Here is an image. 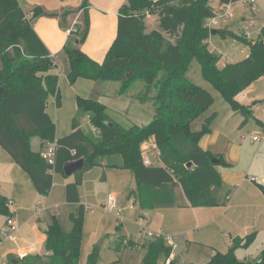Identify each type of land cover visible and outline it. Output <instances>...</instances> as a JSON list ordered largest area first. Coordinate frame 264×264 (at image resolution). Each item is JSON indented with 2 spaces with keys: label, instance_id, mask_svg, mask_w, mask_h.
I'll list each match as a JSON object with an SVG mask.
<instances>
[{
  "label": "trees",
  "instance_id": "obj_1",
  "mask_svg": "<svg viewBox=\"0 0 264 264\" xmlns=\"http://www.w3.org/2000/svg\"><path fill=\"white\" fill-rule=\"evenodd\" d=\"M152 7L158 28L147 31L145 18ZM77 13L80 20L68 27L67 17ZM213 14L210 0H127L119 8L116 36L103 61L97 63L80 49L89 30L88 0L60 13L34 6L30 18L19 0H0V145L29 174L39 194L49 193L53 174L64 175L66 162L82 158L83 168L66 184V200L79 202L78 186L83 173L108 158L109 166L131 172L137 182L136 199L142 209L173 206L178 186L192 206L216 203L210 188L222 183L215 167L222 160L212 163L216 156L199 145L200 138L210 131L216 112L204 117L199 130L191 129V122L211 106L214 98L207 89L194 83L187 72L192 61H198L202 77L233 110L247 119L252 116L250 107L239 103L235 95L264 73V27L254 42L226 28L217 29L222 37L229 35L250 46L243 59L220 67L219 56L210 50L207 42L212 29L202 27L203 21ZM40 15L59 17L60 25L70 30L63 46L70 64V82L79 77L116 81L119 94L140 85L134 97L140 102L153 103L152 119L142 126L124 127L110 119L103 103L78 97L71 131L56 137L46 104L52 96L59 95L58 75L50 72L53 62L32 26V20ZM83 116L88 117L89 124L97 131H85L81 126ZM33 137L42 142H56L53 164L31 148ZM150 138L159 149V165L142 163L141 145ZM260 189L264 194L263 185ZM7 201L0 193V214L9 217ZM84 215L85 207L80 204L78 214L69 215L72 228L68 232L53 218L42 230L45 234L42 250L25 256L23 263L79 264ZM253 239L254 234L236 237L227 252L216 251L202 264H264V248L253 261L239 260L234 254L236 248L248 246ZM117 241L115 250L120 251L123 239ZM170 249L163 238L156 237L147 246L141 264H158ZM98 256L99 249L95 246L86 264H96Z\"/></svg>",
  "mask_w": 264,
  "mask_h": 264
},
{
  "label": "crops",
  "instance_id": "obj_2",
  "mask_svg": "<svg viewBox=\"0 0 264 264\" xmlns=\"http://www.w3.org/2000/svg\"><path fill=\"white\" fill-rule=\"evenodd\" d=\"M82 1L19 0V3L26 16L30 18L34 6H42L46 11L60 13L64 9L78 7ZM126 1L88 0L89 30L80 49L93 61L97 63L103 61L116 36L119 8ZM250 10L251 15H242L238 20L247 22V24L250 20L254 27H251L252 30L247 26L237 27L235 30L231 24L226 29L234 32L249 31L248 29H250L251 34L257 36L264 24L263 22L258 23L254 10L252 8ZM148 19H152L150 14H147L145 18L147 31L158 28L157 16L151 25H148ZM79 20V13L69 15L67 17L68 27H72L74 22ZM59 21V17L47 15H40L32 20L35 32L45 45L53 62L50 72L58 75L59 95L57 98L52 96L46 104V112L55 124L56 137H61L71 131V122L77 112L78 97L94 99L103 103L110 119L124 127L147 124L154 115V106L151 101L140 102L134 97L140 85L128 93L119 94V84H112L116 81H101L83 77L77 78L74 82L69 81L70 64L63 48L68 37V30L63 28ZM214 35L225 39L229 35L222 37L217 32L210 34L207 39L210 50L216 54L219 53L217 55L220 67L245 57L235 60L232 55L234 51L230 50L229 45L224 46L229 51H221V48L218 50V40ZM235 98L239 103L250 107L252 116L244 119V115L232 108L227 111L223 109L225 116L216 123L219 113L213 109L207 114L216 112L210 125V131L199 140V145L203 150L212 153L217 160H222L215 166L221 176L222 183L210 188V193L216 203L192 206L182 188L178 186L175 189L173 206L152 209L140 207L142 215L147 219V224L153 227V231L181 236L177 240V248L174 253L178 259L185 263L195 262L188 261L191 257H185L184 250L193 253L201 251L210 256V259L216 251L227 252L231 248L234 238L249 234H254L253 241L246 247H238L239 249H248L252 245L257 246L260 250L264 248V194L260 189V185L264 186V74L240 91ZM204 117L199 121L200 127H194L198 129L193 131L201 128ZM83 119L89 123L87 116ZM250 120L261 127L262 133H254L251 138L247 139L248 132L246 133L245 129ZM255 135L258 136L257 140H253ZM146 145L149 149L155 147L153 138L146 141ZM43 146L44 142L38 137L31 138L33 150L40 151ZM108 162L107 158H103L101 165L85 171L82 175V182L78 186L79 202H68L66 200V184L73 181L74 174L70 176L60 173L53 174V184L49 193L41 195L36 191L29 174L21 169L0 145V193L5 195L8 200L13 201L8 205V210L18 226L14 239L16 242L13 244L23 246L29 253L40 252L45 239L42 230L52 222L53 218H56L64 231H70L72 223L69 215L70 213L78 214L80 204L85 207L81 241H87L86 238L91 235L97 236L102 230V215L107 210L106 203L109 193L115 196L116 209L118 202V206L122 207V200L125 199V203L132 211L130 215L136 217L137 199L134 187L137 188V182L135 178L128 169L109 166ZM100 207L103 209L100 210ZM116 209L112 213L119 216L120 213L118 212L119 215H117ZM6 220L7 216L0 214V229L5 225ZM125 220H128V217L117 219L118 229L116 226L114 246L118 244L117 240L120 238L123 239L124 248L135 244L128 239V235L125 233L122 235L119 230L120 224L124 229ZM141 221L142 218L138 219V222ZM143 238V247L146 242L149 245L154 240L146 232ZM166 244L168 245V243ZM16 250L19 251L20 248ZM0 251L3 253L2 250ZM146 251L147 247L141 260ZM163 258L164 256L160 257L158 264ZM252 258L254 257H244L240 260L250 261Z\"/></svg>",
  "mask_w": 264,
  "mask_h": 264
},
{
  "label": "rangeland",
  "instance_id": "obj_3",
  "mask_svg": "<svg viewBox=\"0 0 264 264\" xmlns=\"http://www.w3.org/2000/svg\"><path fill=\"white\" fill-rule=\"evenodd\" d=\"M258 2V8L259 11H254V13L257 16V22L258 23H262L264 24V0H257ZM210 4L212 5V8H216L217 6H219V3L217 0H210ZM230 8L232 10V17L229 19H219V23L216 26L215 29H222V28H226V27H230V24L232 25L233 29H237V27H245L247 26V28H251L252 25H250V20L247 22H242L241 20H238L239 18L241 19L242 15L244 16H248L251 15V10L249 7L250 5L246 4L244 2V0H236L233 3H231ZM155 8L152 7L151 9H148L147 14H150L152 16V19H148V25H151L154 22V18L157 16L156 13L154 12ZM79 23V22H78ZM80 24V23H79ZM254 28V27H252ZM251 28V30H252ZM250 32L251 30L248 29ZM242 30L238 31L237 33L246 38L242 33ZM251 33V32H250ZM259 36H261V29L260 32L257 36H253L255 38V40H257L259 38ZM215 38H217L218 43H217V48L218 50L221 48V51L223 50H227L225 47H227V45H229L230 50L234 51L233 58L236 59H240L246 55H248L249 53V44L246 43L245 41L242 40H238L235 39L231 36H228L225 38H221L217 35H214ZM249 41H251L250 39H247ZM254 40V41H255ZM229 51V50H227ZM221 53V52H220ZM219 55V53H217ZM235 62V61H234ZM219 66V65H218ZM264 74V73H263ZM262 74V75H263ZM261 75V76H262ZM187 76L197 85H200L201 87L207 89L212 96L214 97V101L212 103V106L210 109L205 110L200 116L197 117V119L192 123V130H196L198 128H194V127H200L199 126V121H201L203 116H206L210 111H212L213 109H215L218 113H219V117L216 121V123L223 118L224 115V110L226 111L229 110L231 107L229 106V104L223 100L222 96L220 95L219 91L208 81H206L202 75H201V71H200V64L198 61L193 60L191 63V66L187 72ZM260 76V77H261ZM259 78V77H258ZM258 78L252 80L251 83L255 82ZM250 83V84H251ZM112 84H119L118 82H113ZM138 84V83H137ZM142 89V88H141ZM239 93V92H238ZM237 93V94H238ZM236 94V95H237ZM235 95V96H236ZM236 99V98H235ZM237 100V99H236ZM85 118V116H83L81 118V124L82 127L85 129V131L89 132L91 131V126L89 123H87L85 120L83 119ZM246 133L248 132V136L247 139L251 138V136L254 133H262V129L259 125H257L254 121H249L248 125L246 127ZM108 159V158H107ZM118 160V157H117ZM136 190L137 188L134 187V191L136 194ZM126 200L123 199L122 200V207L118 206L119 202L117 204V209H116V214L119 216H116L115 213L112 212H108L107 210H105V213H103L102 215V222H101V232L99 234H97V236H88L87 241H81V245H80V249H79V255H78V261L79 264H86L87 263V258L89 253L93 250V248L95 246H98L97 243L100 241V239L102 238L103 240L101 241V243L98 246L99 249V256H98V260L96 264H140L141 263V258H142V254L145 251V248L147 247L146 245H148V242H146L145 246L143 247V243H144V233L149 231V230H153V227L147 224V219L144 217V215H142V211L140 209V205L139 202L137 201L135 204L136 210H137V214L136 217L135 216H131V210L128 208V204L125 203ZM102 207H100L99 209H101ZM138 213L141 215H138ZM124 217H128V220H125V226L123 229V225L120 224L119 230L122 233H125L126 235H128V239L132 242H134L135 244L129 247L124 248L123 246L121 247L120 251H116L115 250V238L116 236H114L115 232H117L116 226H117V219L124 218ZM141 222H138V219H141ZM2 229V228H1ZM0 229V230H1ZM16 231L9 234L7 237L2 238V236L0 235V239L3 240L2 242V248L0 250L3 251V253H1L0 251V264H11L13 263L12 260H18V263L16 264H24L23 263V258L29 254H31V252L29 253L28 251H26V249L23 246H19L16 244H13L14 242H16L14 239L16 238ZM123 235V234H122ZM177 235H174V238L177 239L176 237ZM126 237V236H123ZM5 246H8L9 248H6ZM20 250H16L19 249ZM260 249L255 246L252 245L250 246L248 249H237L234 251V254L236 256L237 259H243L244 257H254L252 258L250 261H253L254 259H256L258 257ZM183 254L185 257H191L190 260L188 261H194L195 263H205L206 261H208L209 257L208 255H205L203 252L198 251L197 253H193L191 251H183ZM246 255V256H245ZM15 264V263H13Z\"/></svg>",
  "mask_w": 264,
  "mask_h": 264
},
{
  "label": "built area",
  "instance_id": "obj_4",
  "mask_svg": "<svg viewBox=\"0 0 264 264\" xmlns=\"http://www.w3.org/2000/svg\"><path fill=\"white\" fill-rule=\"evenodd\" d=\"M244 2L251 6L252 10L259 11L258 8V2L257 0H244ZM230 3H219V6L213 9V16L206 18L203 23L202 27L211 30L216 28V26L219 23V19H229L232 17V10L230 8ZM250 22V25H252V22ZM70 30H68L69 32ZM241 33L246 37V39H250L252 42H254L255 38L253 35L248 31H241ZM247 56V55H246ZM93 131H97V129L92 126ZM258 136H253V140H257ZM55 149H56V142L52 141H46L44 142V146L39 151L41 157L48 163L53 164L54 158H55ZM159 149L155 145V147L149 149V147L146 145V141L142 143L141 145V160L142 163L146 166H153V165H159ZM13 201L9 199L7 201V206L10 205ZM106 209L110 212L115 211L116 209V200L115 196L112 193L108 194L107 197V203H106ZM18 229V226L16 224V221L13 216L7 217V220L5 222V225L2 227L0 231V235L2 238L7 237L9 234L15 232ZM146 234L150 237H153L154 239L158 236L163 238L165 243H168L170 246V252L164 256L163 260L160 264H185V262L181 259H178L177 256L174 253V250L177 248V240L181 238V236L177 235V239L174 238L173 235L170 234H163L161 232H155L153 230H149L146 232ZM2 243V239H0V245Z\"/></svg>",
  "mask_w": 264,
  "mask_h": 264
},
{
  "label": "water",
  "instance_id": "obj_5",
  "mask_svg": "<svg viewBox=\"0 0 264 264\" xmlns=\"http://www.w3.org/2000/svg\"><path fill=\"white\" fill-rule=\"evenodd\" d=\"M215 33H217V29H212V30L210 31V34H215ZM1 90H2V89H1ZM217 161H218L217 158H212V159H211V162H212V163H215V162H217ZM190 165H191V162H188L187 166H190ZM83 166H84V161H83L82 158H80V159H76V160L68 161V162H66V163L64 164V166H63V172H64V175H65V176L73 175V174L76 173L78 170L82 169ZM202 195L205 196L204 193H202ZM101 241H102V238H101L100 241L97 243V245H99V244L101 243ZM12 262L16 264V263H18V260L15 259V260H12Z\"/></svg>",
  "mask_w": 264,
  "mask_h": 264
}]
</instances>
